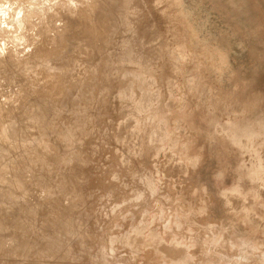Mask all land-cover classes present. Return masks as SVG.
Listing matches in <instances>:
<instances>
[{
  "label": "rangeland",
  "instance_id": "1",
  "mask_svg": "<svg viewBox=\"0 0 264 264\" xmlns=\"http://www.w3.org/2000/svg\"><path fill=\"white\" fill-rule=\"evenodd\" d=\"M115 1L0 0V238L20 242L0 244V264H264V170L249 172L264 168V0ZM132 43L143 76L103 73ZM173 74L186 112L167 92ZM146 81L153 99L134 111L119 91ZM22 128L56 134L33 142ZM42 146L53 151L39 158Z\"/></svg>",
  "mask_w": 264,
  "mask_h": 264
},
{
  "label": "bare ground",
  "instance_id": "2",
  "mask_svg": "<svg viewBox=\"0 0 264 264\" xmlns=\"http://www.w3.org/2000/svg\"><path fill=\"white\" fill-rule=\"evenodd\" d=\"M116 2V5L117 6H120L121 7V4H122V2H123V0H116L115 1ZM75 3V2H74ZM115 5V6H116ZM39 8V7H38ZM118 8V7H117ZM119 9V8H118ZM42 11V10H41ZM117 18V17H116ZM71 21V20H70ZM122 21V20H121ZM123 23H125L126 21L125 20H123L122 21ZM17 34V33H16ZM19 38V37H18ZM23 40V39H22ZM164 41V40H163ZM15 42V41H14ZM17 42V41H16ZM19 42V41H18ZM132 42H134V40L132 41ZM22 43V42H21ZM131 43V42H130ZM147 43V42H146ZM150 43V42H149ZM17 44V43H16ZM19 44V43H18ZM93 46V45H92ZM123 47V46H122ZM121 48V47H120ZM140 46H138L137 45V43L135 44V43H132V44H130L129 46L126 44V46H124L121 50H119V52L118 53H115L114 55H113V60L109 63V64H107L106 65V67L104 68L105 70H104V72L103 73H105V74H107V73H109V72H111L113 69H117V70H119L120 72H121V76L122 75H124V76H126V77H131V78H136L137 79V81H138V79H140V77L141 76H143L142 75V72L144 71V69L147 67L146 66V62H147V60L145 61V58L147 59V57H145V56H143V54H142V50L140 51ZM142 49V48H141ZM169 49V48H168ZM168 49H166L163 53H162V50H160V53H159V57L160 56H163V55H165V54H169L170 52H169V50ZM152 50V49H151ZM144 52V51H143ZM151 52H153V51H151ZM150 52V53H151ZM88 53H91V51H88ZM153 53H155V51L153 52ZM71 54V53H70ZM121 54H125V55H127V57L129 56V59H128V61H135L133 64H137L136 66L134 65L133 67L135 68L136 67V69H132V68H126L125 66H124V62H123V60L120 58V56H122ZM145 54V53H144ZM152 54V53H151ZM88 56H87V59H86V61L84 62V64L83 65H92L88 60V58H90V56L91 55H89V54H87ZM150 55V54H149ZM153 55V54H152ZM67 56V55H66ZM70 56V55H69ZM147 56H148V54H147ZM151 56V55H150ZM155 56H156V54H155ZM68 57V56H67ZM145 57V58H144ZM71 58V57H70ZM101 58V57H100ZM149 58V57H148ZM151 58H152V56H151ZM153 59H156V57L155 58H153ZM152 59V60H153ZM66 60V59H65ZM72 60V59H71ZM150 60V59H149ZM126 61H127V59H126ZM127 61V62H128ZM29 62V61H28ZM70 62H73V61H70ZM151 62V61H150ZM149 61H148V63H150ZM13 63V62H12ZM132 63V62H131ZM147 63V64H148ZM16 64V63H15ZM56 65H58V63L57 62H54V61H50L49 62V66H56ZM17 66V65H16ZM47 67H48V65H47ZM88 67V66H87ZM18 68V67H17ZM151 68V67H150ZM56 69V68H55ZM20 70V69H19ZM18 70V71H19ZM193 70V69H192ZM5 71H9V70H5ZM17 71V72H18ZM69 71H70V69H69ZM1 73L2 72H4V70L3 71H0ZM13 72H16V70L15 71H13ZM16 72V73H17ZM62 72V71H61ZM64 72V71H63ZM116 72V71H115ZM19 73V72H18ZM86 73V72H85ZM173 73V72H172ZM172 73H171V76H172ZM6 74H7V72H6ZM15 74V73H14ZM61 74V73H60ZM144 74V73H143ZM2 75V74H1ZM4 75V74H3ZM170 75V74H169ZM70 76V75H69ZM116 76V75H115ZM175 76V77H174ZM59 77V76H58ZM67 77H68V75H67ZM174 77V78H173ZM173 77H171L172 78V80L170 79V86H168V89H167V92L168 93H170V95H171V97H172V99H174V101H175V104L174 105H176L178 108H180V109H182V111H185L186 112V110H184L185 109V106H186V103H187V101H186V98H185V100L184 99H182V98H180V97H178V91L180 90V86H179V84L177 83V81H176V78H178L177 76H176V74L174 75L173 74ZM7 78V77H6ZM70 78H71V76H70ZM69 78V79H70ZM123 78V77H122ZM143 78V77H142ZM170 78V77H169ZM68 79V78H67ZM136 79H134V80H136ZM159 79V78H158ZM54 80V79H53ZM131 81H132V79H130ZM144 80V79H143ZM150 80H153V78H151V79H149V82H150ZM148 81V80H147ZM145 82V83H140V84H136V85H133V84H131V85H129L127 88L126 87H124L122 90H118L119 92H120V96H121V99H123L124 100V98H125V100H126V98H127V101L128 102H130L131 101V104L130 105H132V108L131 109H133L134 111H143V110H145L147 107H148V105L150 104V102H151V100L153 99V97L152 96H148V97H146V98H143L142 99V95H144L148 90H147V88H148V84H149V82ZM128 83V82H127ZM151 84V83H150ZM52 86V85H51ZM55 88V87H54ZM57 88V87H56ZM56 90V89H55ZM180 92V91H179ZM118 93V92H117ZM148 94H150V93H148ZM184 94V93H183ZM154 95V94H153ZM185 95H186V93H185ZM188 95V94H187ZM186 95V96H187ZM48 97V96H47ZM53 97V96H52ZM118 97H119V93H118ZM120 98V97H119ZM187 98H188V96H187ZM46 99H48V98H46ZM51 99V98H50ZM52 100V99H51ZM170 100V99H169ZM103 102H104V100H103ZM123 103V102H122ZM174 103V102H173ZM188 104V103H187ZM47 105V104H46ZM171 106V105H170ZM174 107V106H173ZM187 107V106H186ZM101 115V114H100ZM134 114H132V116H133ZM131 117V116H130ZM132 118V117H131ZM178 119V118H177ZM133 120V119H132ZM44 124H45V122H44ZM44 124H43V127H44ZM123 124V123H122ZM137 125V124H136ZM120 126V125H119ZM188 126V125H187ZM16 127V126H15ZM127 127V126H126ZM49 128V127H48ZM18 129V128H17ZM44 129V128H43ZM47 129V128H46ZM124 129V128H123ZM52 130V129H51ZM58 130V129H57ZM56 130V131H57ZM78 130V126L75 124L74 126H73V130H71L72 132H74V131H77ZM151 130V129H150ZM18 131V130H17ZM37 131H38V129H37ZM44 131H45V133L44 132H42V133H44V134H42V136H41V134L40 135H35V134H37V133H35L34 131H33V129H29V128H26V129H20V134H22L21 136L25 139V138H32V140H33V142H40L41 140H42V137H43V135H48V136H52V135H55L56 134V132H54V131H48V129L47 130H45L44 129ZM18 132V133H19ZM30 132H32V133H35L33 136H34V138L32 137V133L30 134ZM58 132H60V131H58ZM120 132V131H119ZM136 132V135H138L140 132H141V129L140 130H138V131H135ZM150 132H152L153 133V131H150ZM242 132V131H241ZM9 133V132H8ZM14 133V132H13ZM12 133V134H13ZM15 133H17V132H15ZM64 133V132H63ZM75 133V132H74ZM134 133V132H133ZM59 134V133H58ZM127 134V133H126ZM141 134V133H140ZM154 134V133H153ZM152 134V135H153ZM31 135V137H29ZM152 135H150V136H152ZM20 136V135H19ZM133 136V135H132ZM252 136V135H251ZM58 137H59V139H58V142L59 141H61V143L59 142L58 144H60L59 145V147L60 148H62V146H64V145H66L67 144V134H60V135H58ZM73 137V136H72ZM105 137V136H104ZM164 137V136H163ZM49 138V137H48ZM136 138V137H135ZM153 138V137H152ZM155 138V137H154ZM71 139H73V138H71ZM106 139H107V137L104 139L105 141H106ZM122 139V138H121ZM165 139V138H164ZM103 142H102V141ZM100 141H101V143H99V144H97V146H99V145H101L102 143H103V145H105L104 144V140L103 139H101ZM149 140H150V137H149ZM152 140V139H151ZM157 140V139H156ZM250 140H253L252 139V137H250V135H246L245 136V138H243L242 139V142H238V141H235L234 143L236 144V145H239V146H241V148H245V146L247 145V143H248V141H250ZM43 141V140H42ZM154 141V140H153ZM256 141L257 142H260V143H262V142H264V124L261 126V128L260 129H258V137H256ZM71 142V141H70ZM74 142V141H73ZM131 142H133V141H131ZM82 143H83V140H82ZM81 143V144H82ZM47 144V143H46ZM74 144V143H73ZM80 144V143H79ZM80 144V145H81ZM79 145V146H80ZM134 145V144H133ZM6 146V145H5ZM33 146V145H32ZM36 146H38V145H36ZM73 146V145H72ZM182 146V145H181ZM180 146V147H181ZM44 146H42V148H43ZM162 147V146H161ZM4 148V147H3ZM9 148V147H8ZM41 148V149H42ZM64 148V147H63ZM67 148V147H66ZM72 148V147H71ZM73 148H74V146H73ZM72 148V149H73ZM130 148H132V147H130ZM5 149H7V148H5ZM31 149V148H30ZM36 149H37V147H36ZM44 150H42L41 152H39L40 153V155H39V158H44V155H47V154H50V153H52L51 151H53V150H51V148H50V146H46V148H43ZM129 149V148H128ZM140 149V148H139ZM164 149V148H163ZM33 150V149H32ZM74 150V149H73ZM123 150V149H122ZM185 150V149H184ZM203 151V150H202ZM35 152V151H34ZM75 152V151H74ZM137 152H138V150H137ZM38 153V154H39ZM73 153V152H72ZM131 153V152H130ZM129 153V154H130ZM66 154H68V152H66ZM74 154V153H73ZM35 155H37V154H35ZM68 155H70V152H69V154ZM67 156V155H66ZM73 157V156H72ZM264 157V156H263ZM27 158V157H26ZM35 158V157H34ZM38 158V157H37ZM63 158V157H62ZM66 158V157H65ZM76 158V157H75ZM127 158V157H126ZM7 160H8V155L5 153V152H2V153H0V163H6L7 162ZM36 160V159H35ZM72 160V159H71ZM165 160V159H164ZM43 161V160H42ZM125 161V160H124ZM123 161V162H124ZM195 161V160H194ZM36 163V162H35ZM117 163H119V164H121L122 165V162L120 161H117ZM125 163V162H124ZM127 166V165H126ZM264 166V165H263ZM179 167V166H178ZM53 168V167H52ZM51 169V168H50ZM181 169V168H180ZM148 170V169H147ZM264 170V168L262 167V165H261V167H258V168H256V169H251V171H249L250 172V174L253 176V180H256V182H259V181H262L263 179H261L262 178V171ZM45 172H47V171H45ZM133 173V172H132ZM45 174V173H44ZM47 174V176L49 175L48 173H46ZM141 174V173H140ZM140 174H138V175H136V176H140V177H138V179L140 180V181H142V183H143V185L144 186H146L147 185V181L148 182H150L151 181V179L149 178L148 179V177H146L145 175H140ZM43 175V174H42ZM53 175V174H52ZM51 175V176H52ZM134 175V174H133ZM40 176V175H39ZM44 177H45V175H43ZM38 177V176H37ZM49 177V176H48ZM264 177V176H263ZM134 178V177H133ZM42 179V178H41ZM43 179H45V178H43ZM46 179H48V178H46ZM134 180V179H133ZM41 181V180H40ZM46 181V180H45ZM138 181V180H137ZM136 181V182H137ZM43 183V182H42ZM133 183V182H132ZM134 184V183H133ZM261 184V183H260ZM41 185V184H40ZM64 185V184H63ZM235 187V186H234ZM145 187H143L142 185L141 186H139L138 188H136V191L135 192H140L141 190H142V192H143V189H144ZM131 189V188H130ZM134 192V191H133ZM132 192V193H133ZM131 193V194H132ZM134 194V193H133ZM64 196V195H63ZM109 196V195H108ZM127 196V195H126ZM133 197V196H132ZM135 197V196H134ZM157 197V196H156ZM153 198H154V196H153ZM108 199V198H107ZM154 200V199H153ZM132 201V200H131ZM42 205V204H41ZM129 206V205H128ZM125 209V208H124ZM135 209H137V208H135ZM45 210V209H44ZM108 210V206L106 207H104L103 208V211L104 212H106ZM8 211V210H7ZM50 213V212H49ZM121 213V212H120ZM46 215H48L47 214V212H46ZM127 216V215H126ZM48 218H47V220H49V217H50V215H48L47 216ZM46 218V217H45ZM187 219V218H186ZM45 220V219H44ZM51 220V219H50ZM49 220V221H50ZM62 220V219H61ZM118 220V219H117ZM121 221V220H120ZM32 222V221H31ZM53 222V221H52ZM119 222V221H118ZM47 223V222H46ZM55 225V224H54ZM53 225V226H54ZM85 226V225H84ZM58 227V226H57ZM73 227V226H72ZM79 227V226H78ZM71 228V227H70ZM139 228V227H138ZM138 228H137V230H138ZM79 229V228H78ZM91 229V227L89 228V230ZM140 229V228H139ZM51 230V229H50ZM63 230V229H62ZM69 230V229H68ZM85 230V229H84ZM135 230V229H134ZM28 231V230H27ZM30 231V230H29ZM78 231V230H77ZM83 231V230H82ZM139 231V230H138ZM186 231V230H185ZM48 232V231H47ZM55 232H56V229H55ZM132 232H136V230L135 231H132ZM131 232V233H132ZM2 233V232H1ZM50 234H54V230H53V233H52V231H51V233ZM63 234V233H62ZM129 234V233H128ZM136 234V233H135ZM135 234H133V235H135ZM126 235V234H125ZM187 235V234H186ZM4 236V235H3ZM8 236V235H7ZM7 236H4V238L5 237H7ZM136 236V235H135ZM151 236H155L156 237V235H151ZM2 237V236H1ZM103 237H104V235H98V234H96L95 235V233L93 232V237L91 238V241H90V243H89V246L90 245H94L95 247L97 246V245H100V241L103 239ZM139 237V236H138ZM155 237H153V238H155ZM29 239H31L30 237H28ZM128 238V237H127ZM132 238V237H131ZM158 238V237H157ZM22 239H24V238H22ZM33 239V238H32ZM45 239H46V237H45ZM69 239V237L67 238H65L64 239V241H70V240H68ZM124 239V238H123ZM133 239V238H132ZM0 240H1V238H0ZM121 240V242H122V239H120ZM119 240V241H120ZM19 240H17V238H16V233H14V234H12V236H11V234H10V236L9 237H7V238H5V239H3V237H2V240L0 241V244H9L10 242H11V246L13 245H15V247H18L19 246V243L20 242H18ZM24 241V240H23ZM63 241V240H62ZM62 241H56V242H53V241H50V240H48V243L46 242V243H40L39 244V246H42L41 247V249H46V250H48V251H50V250H55V251H59V250H62V248L64 247L63 246V242ZM126 240L124 239V241L123 242H125ZM133 241V240H132ZM136 241V240H135ZM155 241V240H154ZM27 242H28V239H27ZM29 243V242H28ZM154 243V242H153ZM23 244H25V243H23ZM22 244V245H23ZM120 244H122V243H120ZM3 246V245H2ZM118 246V245H117ZM91 247V246H90ZM95 247H92V248H95ZM132 247V246H131ZM126 248V247H125ZM14 249V248H13ZM12 249V250H13ZM26 249V248H25ZM58 249V250H57ZM116 249V248H115ZM154 249V248H153ZM9 250H11V249H9ZM8 250V251H9ZM21 251V250H20ZM27 251V250H26ZM129 251V250H128ZM153 251V252H152ZM166 251H167V253H169L170 255H169V257H173V259L175 260V261H177V262H182V261H184L185 259H186V255L184 254V251L181 249V248H176V247H173V246H168L167 248H166ZM29 252V251H28ZM144 253H146V254H148L147 256H148V259H150V258H153V257H155L156 256V252H154V250H149V253H147L146 251L144 252ZM23 256H24V254H23ZM121 256V255H120ZM144 256V255H143ZM146 256V255H145ZM147 256H146V258H145V260L147 259ZM25 257V256H24ZM124 257V255H122V258ZM207 255L205 256V258H204V260H207ZM117 258V257H116ZM116 258H114L115 260H116ZM119 258V257H118ZM121 258V259H122ZM113 258H111V260H112ZM113 259V260H114ZM209 259V258H208ZM84 260H85V258H84ZM112 260V261H113ZM118 260H120V259H118ZM123 260V259H122ZM143 260V259H142ZM201 260V259H200ZM110 261V260H109ZM155 261H156V259H155ZM162 261H164V260H162ZM264 262V261H263ZM115 263V262H114ZM111 264H113V262L111 263ZM204 264V263H203Z\"/></svg>",
  "mask_w": 264,
  "mask_h": 264
}]
</instances>
